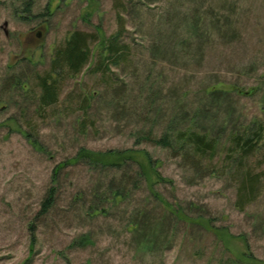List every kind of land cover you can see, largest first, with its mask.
I'll return each mask as SVG.
<instances>
[{"label": "rangeland", "instance_id": "1", "mask_svg": "<svg viewBox=\"0 0 264 264\" xmlns=\"http://www.w3.org/2000/svg\"><path fill=\"white\" fill-rule=\"evenodd\" d=\"M121 2L125 11L116 8ZM26 4L28 19L17 14ZM119 12L126 41L141 56L133 68L115 69V76L127 86L124 104L139 114L114 113L103 79L89 73L92 60L62 84L60 96L63 106L77 107L71 96L82 87L96 93L89 129L79 131L83 116L71 108L58 116L49 109L39 115L38 76L50 70L55 50L75 31L100 38L113 34ZM191 24L199 26V36L188 55L177 48L162 53L158 64L148 60V41L176 45ZM210 87L222 92L209 95ZM177 107L189 113L180 115L178 127L193 122L200 110L196 125L221 142L264 123V0H0V264H220L245 250L264 263V178L257 200L240 211L239 184L231 172L194 170L174 150L136 144L142 113L150 112L154 124L139 130L154 127L160 137L170 123L177 127L172 122ZM29 125L36 129L38 147L26 137ZM82 147L97 154L144 150L155 171L140 154L129 171L135 178L140 169L150 181L153 173L160 178H147L127 199L114 203L106 192L117 173L67 164ZM225 157L219 152L213 164L220 168ZM259 157L250 161L258 172L264 171V166L255 168ZM61 164L60 181L52 183L53 170ZM52 186L59 189L57 206L37 217ZM95 191L104 197L96 202L104 212L93 216L85 207ZM79 195H86V205L73 202ZM135 219L143 228L133 235Z\"/></svg>", "mask_w": 264, "mask_h": 264}, {"label": "trees", "instance_id": "2", "mask_svg": "<svg viewBox=\"0 0 264 264\" xmlns=\"http://www.w3.org/2000/svg\"><path fill=\"white\" fill-rule=\"evenodd\" d=\"M116 8L120 10H126L123 3H117ZM118 29L111 35L101 37L99 34L86 33L82 31L73 32L70 37L66 40L65 44L55 50L52 57L50 70L44 76H38L39 83L38 87L40 89V96L38 101V114L42 117L47 113L48 109L52 111L54 116H58L59 113L63 114L65 111L75 110V112L82 114V119L79 122V131L85 133L88 127V116L90 110L94 103L96 93L85 88H81L82 91L78 96H71L77 107L73 105L63 106L60 100L62 84L69 80L70 78L78 77L84 68L89 65L92 60L93 64L89 70L91 75H99L107 89V95L109 96V104L116 114H131L135 116L139 114L137 111L133 110V107L127 108L125 100L126 85L120 82V79L115 76V69H130L133 68L136 56L140 52L136 51L132 43L126 41L128 33L125 26V20L123 15L119 12L117 14ZM199 32V26L191 24V30H187L184 33L181 42H175L171 45L167 43L164 39L148 41L147 49L150 53L148 60L153 64H158L162 62L159 56L162 53H170L174 49L173 53H176L177 48L181 52L186 53L183 55H188V50L191 51L195 46L194 42L197 41ZM178 43V44H177ZM98 44V47L93 50V46ZM132 70V69H131ZM136 74V73H135ZM222 91L216 90L214 87H210L208 90L209 95H216ZM71 100V101H72ZM77 100V102H76ZM60 108V109H59ZM200 109V108H199ZM181 108L173 110L174 120L176 126L178 124L179 118H182L181 114H187L188 112L181 113ZM202 110V109H201ZM196 111L193 115L194 121L190 124H183L181 126L174 127L172 123L168 125L163 133L159 136L154 134L153 128H141L140 125H150L154 124L152 118L149 116L150 112L142 113L143 117L136 124V144L148 143L154 144L161 148L174 150L177 156L183 158L186 166L189 165L190 168L194 170H204L208 173H220L228 174L232 173V178L235 179L239 186L237 189V201L236 207L240 211H244L246 207L253 204L262 192L261 184L264 178V171H256L254 167L250 165V161L253 158L259 157L260 161H257L255 168L260 170L264 166V123L254 124L253 127H247L238 133H231L228 135V139L225 142H221L220 138L215 137L212 133L206 129L198 128L197 124V113ZM146 114V115H145ZM152 115V114H151ZM156 115L161 116V111H157ZM155 115V116H156ZM141 116V115H140ZM44 119V118H43ZM170 120V119H169ZM196 122V123H195ZM179 125V124H178ZM159 127H164L163 123ZM36 129L29 125V130L25 132L26 137L32 141L35 147H38V137L35 133ZM226 144V145H225ZM225 145V146H222ZM219 152L225 154V163L223 166L218 168V164L215 165L214 160L218 156ZM142 155L145 157L147 163L149 164V169L155 171V162L153 161L151 155L144 150H110L105 153L97 154L92 152L85 147L78 150L74 159L67 164H83L89 166V169L93 171H98L101 173L112 171L117 173V176L110 179L107 192V199L112 202H117L119 200L127 199L133 190H137L141 183L147 182L146 174L140 169L138 178L134 177L132 171H129L131 165L135 164L137 160V155ZM232 163L227 164L226 163ZM64 164L58 165L53 170L52 183H57L60 181V175L65 169ZM148 180L154 182L155 178H160L157 174L153 173ZM132 185L133 188L130 186ZM153 185V184H152ZM59 192L58 187H50L45 197L43 198L40 210L37 217L48 216L57 206V194ZM82 193V192H81ZM90 199V206L87 208L88 215H97L103 213L104 210L101 209L100 203L96 202L103 201V195H100L98 191H95ZM130 194V195H129ZM86 195L75 196L74 203L78 202L83 206L85 203ZM81 200V201H80ZM86 205V203H85ZM176 218H181L182 216L178 211H174ZM93 215V216H94ZM188 220H193L189 215H183ZM38 220V219H37ZM177 220V219H176ZM133 235L141 232L142 221L135 219L132 223ZM146 227L145 231L146 232ZM30 232L32 233L33 240L36 236V226L34 223L30 224ZM217 236V235H216ZM89 242L88 238L81 239V242ZM82 243V244H83ZM86 243V244H87ZM220 264H264L263 262L257 260L251 253L246 250L239 257H230L225 261H221Z\"/></svg>", "mask_w": 264, "mask_h": 264}, {"label": "flooded vegetation", "instance_id": "3", "mask_svg": "<svg viewBox=\"0 0 264 264\" xmlns=\"http://www.w3.org/2000/svg\"><path fill=\"white\" fill-rule=\"evenodd\" d=\"M30 7V5L29 4H26V6H23V7H20V10H18V12H17V14H18V16L21 14H26L27 15V19H28V17L30 18V16H31V14H29L28 12H29V8ZM13 18H14V16H12ZM7 22H8V26L10 25V23H9V20H6ZM5 34V33H4ZM41 32H36V36L37 37H41Z\"/></svg>", "mask_w": 264, "mask_h": 264}]
</instances>
